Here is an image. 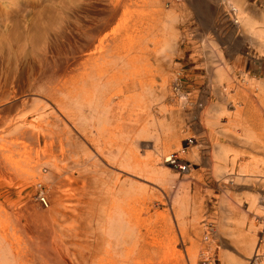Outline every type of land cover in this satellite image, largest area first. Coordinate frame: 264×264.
Masks as SVG:
<instances>
[{"label": "bare ground", "instance_id": "1", "mask_svg": "<svg viewBox=\"0 0 264 264\" xmlns=\"http://www.w3.org/2000/svg\"><path fill=\"white\" fill-rule=\"evenodd\" d=\"M121 1L126 7L108 3L109 8L103 10L109 19L98 27V34L85 39L87 33L80 30L74 39L64 22L56 23L55 30L45 22L38 27L37 23H25L24 14L37 17L34 11L43 8L44 0H0V164L16 169L29 162V175L37 183L53 184V193L60 192L48 215L31 216L29 221L21 220L16 209L0 199V264H166L164 245L154 246L148 239L150 217L143 218L141 210L148 214L147 183H159L164 204L163 195L171 182L165 163L173 159L168 145L177 140V126L169 121L153 134L146 125L136 130L135 110L147 99L144 86L152 70L160 82L162 98L172 80L180 84L183 61L173 26L177 16L170 9L163 11L165 0ZM225 2L234 8L247 36L264 53V18L261 24L252 21L240 4ZM148 44L156 51L153 62L147 56ZM217 62L212 67L214 82L223 89L221 98L233 100L238 96L225 75L229 68L221 56ZM245 83L264 103V80L248 78ZM26 103L31 109H24ZM19 105L20 112L11 115ZM167 112L170 120L175 117V108ZM50 115L63 122L61 128L47 119ZM64 123H69L82 141L75 144ZM237 123L244 138L254 142L243 122ZM230 127L235 123L224 127L223 133ZM39 138L44 139V146ZM149 138L153 143L146 142ZM139 139H143L142 147ZM217 147L220 154L216 158H221L226 147ZM102 163L117 172L116 184L106 181ZM213 171L226 173L216 164ZM253 173L254 165H240L238 175ZM178 183L170 200L180 217L186 193L183 181ZM229 233L241 241L246 253L254 252L253 264H259L255 240L243 232ZM230 257L223 264H244Z\"/></svg>", "mask_w": 264, "mask_h": 264}, {"label": "rangeland", "instance_id": "2", "mask_svg": "<svg viewBox=\"0 0 264 264\" xmlns=\"http://www.w3.org/2000/svg\"><path fill=\"white\" fill-rule=\"evenodd\" d=\"M108 3L117 8L119 5L126 7L121 0H44L42 5L43 8L47 5L46 8L34 11L36 15L42 12L39 17L28 12L23 19L28 24L37 23V27L45 22L47 27L54 28L51 30L64 22L74 39L81 31L87 33V39L89 35L98 34V27L109 19L103 11L109 8ZM233 3L236 6L240 4L252 21L262 23L264 0H233ZM161 7L165 12L169 9L174 11L177 16L173 26L178 33L184 65L180 84L172 80L165 98L160 95V82L155 70H152V75L146 76L144 86L147 99L141 101L135 110L136 130L146 125L148 133L153 134L162 124L168 125L169 121L177 126V140L168 145V153L173 155V159L165 163L167 179L171 182L167 185V194L163 195L164 204L160 201L159 194L162 191L159 183H147L150 188V198L146 203L148 214L141 210V215L143 218L150 217L148 239L154 246H165L163 254L166 252V264H223L230 256L244 264H253L254 252L246 253L241 241L229 233L243 232L250 234L247 238L251 236L255 240V249L260 254L258 263L264 264V210H258L264 207V103L259 102L256 92L245 83L248 78L264 80V53L247 36L243 25L236 19L234 8L228 6L225 0H165ZM79 8L85 9V12H80ZM38 19L40 21L37 22ZM147 47L150 49L147 56L153 62L157 56L154 45L148 44ZM218 56L229 68L225 75L233 83L232 92L236 91L238 96L233 97V100L221 98L223 89L214 82L215 71L212 67L219 63ZM137 91L142 90L137 87ZM30 105L26 103V108H23L31 109ZM169 108H175L177 112L171 120L167 112ZM21 109L19 105L10 114H18ZM237 109H240L239 115L236 114ZM47 119L57 122L52 115ZM227 119L234 122L235 127L239 120L248 124L260 139L256 142L261 143L263 148L242 142L238 137L241 131L239 126L230 127L223 133ZM59 123L57 126L61 128L63 122ZM64 124H67L68 136L70 134L75 144L80 139L82 141V137L72 130L69 123ZM39 139L40 145L44 146V139ZM142 140L139 139V147L143 146ZM146 142L153 143V138ZM218 144L226 147L221 158H216L220 154ZM148 150H152V145ZM233 151L236 153L233 154ZM33 158L36 160V155ZM243 162H249L251 167L254 165L251 176L238 175ZM215 164L218 169L224 168L226 173H215ZM28 166L29 162L26 166L22 162L21 168L16 169L0 164V199L6 206H13L17 216L26 221L48 215L60 193L58 190L53 193V184L49 185L45 181L37 183L29 175ZM101 166L106 181L116 184L117 172L107 164L102 163ZM178 181H183L186 193L185 210L180 217H177L170 200L171 192L180 184ZM250 201L254 202L251 207ZM232 224L240 227L236 230Z\"/></svg>", "mask_w": 264, "mask_h": 264}, {"label": "crops", "instance_id": "3", "mask_svg": "<svg viewBox=\"0 0 264 264\" xmlns=\"http://www.w3.org/2000/svg\"><path fill=\"white\" fill-rule=\"evenodd\" d=\"M230 121L227 119L226 121H225V127H229V125H230ZM242 125H243V129H248V131L250 132V134L252 135V139H253V141L254 142H252V141H250V140H248V139H246V138H244V134L243 133H241L240 132V134H242V135H239L238 137H239V139L242 141V142H244V143H249L250 145H252V146H257V147H259V148H263V146L261 145V143H258V142H256V140L258 139V140H260L259 139V137H257L256 136V132L248 125V124H245V123H242ZM233 128V127H232ZM240 128V127H239ZM262 132V131H261ZM261 132H259V131H257V133H261ZM257 137V138H256ZM236 153V151H233V154H235ZM257 154H258V152H257ZM259 210V212L262 210H264V207L263 208H261V209H258ZM236 226V227H235ZM232 227L234 228L235 227V229L236 230H238L237 228H239L240 226L239 225H232ZM243 235H245V236H249L250 234H243ZM251 237V236H250ZM250 237H248V238H250Z\"/></svg>", "mask_w": 264, "mask_h": 264}, {"label": "built area", "instance_id": "4", "mask_svg": "<svg viewBox=\"0 0 264 264\" xmlns=\"http://www.w3.org/2000/svg\"><path fill=\"white\" fill-rule=\"evenodd\" d=\"M263 253H264V249H263Z\"/></svg>", "mask_w": 264, "mask_h": 264}]
</instances>
